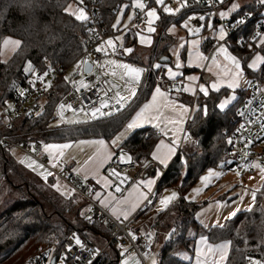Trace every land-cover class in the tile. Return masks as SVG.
Here are the masks:
<instances>
[{
	"label": "trees",
	"instance_id": "1",
	"mask_svg": "<svg viewBox=\"0 0 264 264\" xmlns=\"http://www.w3.org/2000/svg\"><path fill=\"white\" fill-rule=\"evenodd\" d=\"M71 1L43 0L44 10L38 12L31 21L17 17L15 12L12 13V19L0 17V51L5 38L12 37L20 42V47L7 60L2 61L0 58L2 112H5L8 105L18 102L19 92L23 90L29 78V74L25 73L26 64H31L36 70L47 68V64L66 67L84 50L88 36L85 22L77 21L64 10ZM123 2L124 0H103L100 4L106 35L115 32L112 26ZM9 3L10 0H4L0 6L8 7ZM229 3L231 0H223L220 7ZM258 6L256 1L246 3L234 12L232 17H238L248 11L255 12ZM201 9L197 4L187 5L176 16H169L158 9L161 19L155 24L156 31L152 34L147 57L144 58L138 49L127 57L130 61L150 69L142 75L135 95L123 111L99 121L69 125L54 123V107L67 90L64 79H61L46 93L40 115L22 118L10 127L2 126L0 134L11 141L27 139L42 143L75 142L91 138L111 139L149 99L157 76L163 73L162 67L156 69L154 65H165L166 63H161L159 59L162 56H170L169 48L175 41L169 31L171 26L179 25L189 15ZM128 10L129 6L125 9V14ZM257 19L258 17L254 16L247 27L231 35L227 39V45L240 59L246 76L264 83V65H259L255 71L248 68V61L256 52L264 53V46L256 45L258 38L253 39L256 33H260L256 28ZM209 24L212 27H208ZM216 24V19L207 20L201 33L214 28ZM127 37L131 43L137 41L135 32L131 30ZM240 37L244 38L243 45L237 43ZM212 39L207 36L202 46H209ZM184 57L185 47L182 49V58ZM227 93V88H221L207 95L196 96L195 108L186 123V130L195 141L196 150L187 154L178 151L162 176H157L154 196L167 187H176L177 196L165 209L157 213L153 223L149 225L153 230L154 244L161 240L155 264H190V260L178 257L176 252L182 248L190 255L193 254L194 237L190 235L191 229L203 233L211 243L229 242L224 264H249L248 258H264V241L254 235V225L264 217V186L257 192L251 209L239 211L222 225L208 228L200 227L195 218L200 205L185 197L203 170L218 166L229 155L228 141L235 127L233 120L238 106L247 95V90H238L237 99L226 109L220 110L217 104ZM159 137L150 127L138 128L127 136L120 147L131 159L145 164L150 161ZM146 173L155 175L153 166H148ZM71 176L72 173H69L65 177L68 180ZM2 180L6 181L8 186L16 188L18 196L0 214V264H22L49 245L54 246L53 255L57 258L65 250L64 239L74 233L86 236L96 246L98 244L90 236L98 238V248L102 249L109 236L108 230L104 225L101 226L99 221L89 223L81 214L83 206L77 199L79 193L70 197L62 196L51 186V177L46 181L31 180L30 171L11 157L0 141V182ZM120 256L121 251L117 245L109 244L101 250L92 264H119Z\"/></svg>",
	"mask_w": 264,
	"mask_h": 264
},
{
	"label": "built area",
	"instance_id": "2",
	"mask_svg": "<svg viewBox=\"0 0 264 264\" xmlns=\"http://www.w3.org/2000/svg\"><path fill=\"white\" fill-rule=\"evenodd\" d=\"M77 3V0H74ZM103 0H83V4L80 5L87 10L89 20L85 22V30L87 33V39L85 42L84 50L80 55L72 61L68 66L63 67L61 65L50 66L47 64V68L43 70H36L38 74H43L48 71V75L45 77L44 82L37 81L35 84H30L31 80L28 78L24 90V95L21 96L12 107L2 114L0 120V128L2 126L10 127L16 121L33 117L40 113L44 103V97L46 93L61 79H64L65 73L70 70L71 67H75L74 73L69 76V79H64L66 83V92L58 100L54 107V121L60 125H69L73 123H67L71 117H83L82 122L85 121H99L109 118L121 111H123L129 104L133 96L129 95L126 90L127 87L134 88L135 92L139 87L138 84L125 85V81L121 80L120 77L112 75V73L100 68L101 61L105 58H116L124 62L131 68L142 69V75L150 68L147 66H138L136 63L131 62L127 59L128 53L124 52L123 48L118 47L117 52L112 53L109 49L108 55L103 53H97L95 49L102 42L106 41L110 35L104 33L103 19L100 12V4ZM149 7H156L153 0H147ZM78 4V3H77ZM197 4L202 7L198 12H194L190 16H201L205 17L204 20H192L191 27L196 28L201 26L199 34L204 30L207 24V20L216 19L217 23L226 32L227 39L233 35L237 30H242L249 22L257 16L256 28L260 33L264 31V14H262L261 7H257L256 11H248L238 17H232L233 13L229 14L226 18L219 16L220 12H223L220 7V2H214V0H188L187 5ZM79 5V4H78ZM169 6L175 7L174 3ZM137 14L136 18L133 19L127 28L134 27L136 30H141L146 27L144 19L141 18L139 10L134 13ZM187 17V18H188ZM243 19V24H238L239 20ZM197 34V35H199ZM223 41H220L217 37L213 38L209 44L211 51ZM239 45L244 44V38L240 37L237 40ZM87 60L90 64L91 71L85 72L77 69V65L81 61ZM83 76L79 78V73ZM140 77V79H141ZM83 80L89 87H80L79 82ZM165 79L163 77H157L156 83H163ZM140 82V81H139ZM47 85V87L45 86ZM260 80L252 79V86L247 92V95L240 103L236 110V117L234 118L235 127L230 134L229 143V155L223 161V168L231 170H242L247 168L249 171L253 170L252 164L256 163L260 166H264V90ZM79 88V90H77ZM119 91L122 96L128 97L122 105H118L114 99H111L115 93ZM101 102L108 104V107L101 109V112L107 113L106 115L98 114L92 117L91 112L94 108L100 107ZM72 105L68 108L67 105ZM65 105V108L61 110L60 106ZM61 115L63 119H61ZM243 125V129H241ZM184 138H190L191 135L188 130L184 131ZM0 141L5 146V150L10 152L13 148H18L23 151H28L29 146H33L35 149L40 148V142L37 140H17L11 141L0 134ZM122 155V151H117L113 158L104 166L103 173L111 180V188L116 194L124 193L132 184L137 183L141 175L146 172L148 166H155L158 170V177H161L165 172L166 168L160 167L153 161H148L145 164H140L133 159L128 162H119L118 158ZM116 169L120 173V179L110 176L109 173ZM65 174V173H64ZM67 175V174H66ZM70 185L77 193L85 196L91 203V211H89V217L87 219L89 223H95L103 221L106 229L108 230L109 236L105 240L102 249L109 244H116L122 251L123 256H129L136 254L138 258L143 261L144 255L151 252L154 246L153 236L143 231L140 227H137L132 222V218L128 219H117L114 218L98 201L93 197L95 192V183L93 181H82L78 176L72 175L68 179ZM117 187L119 191H117ZM153 199V192L147 197L140 210L148 205ZM138 214V213H137ZM231 211L228 213V217H231ZM73 235L67 236L63 241L65 248L64 252L61 253L57 258L53 255L54 246L49 245L43 247L39 252L32 257L26 259L22 264H60V260H64V264H88L91 259L92 263L99 256L102 249L98 248L94 242L89 240L86 236L76 234L85 248L82 250L80 247L75 246L74 241L71 239ZM69 245H72L71 251H66ZM89 250L95 251V256L90 255ZM80 257V259H77ZM54 258V261L52 259ZM247 262H255L252 258H248Z\"/></svg>",
	"mask_w": 264,
	"mask_h": 264
},
{
	"label": "crops",
	"instance_id": "3",
	"mask_svg": "<svg viewBox=\"0 0 264 264\" xmlns=\"http://www.w3.org/2000/svg\"><path fill=\"white\" fill-rule=\"evenodd\" d=\"M233 3H234V1L227 4L226 6H223L222 7L223 11H227L228 9H230ZM240 7H241V5H239V8ZM221 28L222 27L220 26L218 28V30ZM130 30L135 32L136 39H138L137 37L139 35L148 38L153 34V33H148L146 30V27L141 29V30H136L134 27L127 28V32L123 36V42L121 44L119 42H117L116 43L117 47H120V45H122V47H120V48H123V49L131 48L132 51H134V50L138 49L140 46H142L138 43V41H136L135 43H131L130 39L127 37V34ZM137 33H139V35ZM260 34L262 36H264V31L261 32ZM152 38L153 37L151 36L150 37L151 42H152ZM198 40L200 41V44L196 47V51L199 52L200 54L208 57V59L203 60V61H197L195 54H193L191 56L189 55V52L193 51L191 42H190V44H185V57L181 61V67L179 69H177L175 67V65L170 64L171 62H168L162 66L163 73L160 74V76L163 77L165 79V81L163 83H155L149 99L143 105H141V107L132 115V117L129 119V121L111 139L104 140L101 138H91V139H81V141L103 140L105 145L107 146V151L112 154V158H113L114 154L119 150L122 151V155L126 154L127 157H129L128 154L120 147L122 142L127 138V136L132 131H134L138 128L150 127L155 132H157L160 136L159 140L157 141L156 145L154 146V149L152 150L150 161L155 162L160 167L167 168V166L171 163L172 159L174 158V156L177 154L178 151H180L182 153H186V151L184 150V148L187 147L186 142H187V140H190L192 138L191 137L190 138H184L183 134H184V131H186V123H187L188 119L190 118V116H191V114L195 108L194 100H195L196 96L199 94L205 95L204 93L199 91L200 86H204L207 89V94L211 91H218L221 88H227L228 93L225 94L219 100V102L217 104V106L220 110H224L237 99L238 90H247V92L250 90V85L247 84L246 82H244V79L246 78L247 81L252 82V79L247 77L246 74L244 73L242 65H241L240 71L243 72V79L240 81V86L236 87V88H230L228 86L230 81L228 79H221V77L226 74V70H231V62L225 59L224 54L217 55V47L215 48V50L211 51L209 49L208 45L205 44L206 48H204V45L202 46V44L204 42V41H202V39H198ZM147 44H149V46L151 45V43H147ZM220 44H224L227 47L229 55L236 56L229 49L226 41H223ZM256 45H260L259 39L257 40ZM2 49H3V45L1 47V51H2ZM1 51H0V53H1ZM9 51H10V53L7 56V58H2L1 54H0V58L2 61L7 60L11 56V54L14 52L12 49V46L10 47ZM129 54L130 53H128V55ZM128 55H127V57H128ZM257 55L264 57V53L256 52L250 58V60L248 61V64L252 63ZM214 56L216 57L215 63H213V61H212V57H214ZM114 59H116V58H114ZM116 60L119 63L124 64V62H122L121 60H119V59H116ZM134 63H136V62H134ZM136 64L138 66H144L145 67V65H142L139 63H136ZM168 67H171L173 69V71H177L180 73V75L177 76V78L175 80L168 78V76L166 74V70ZM257 68L250 69V70L255 71ZM191 70H195V71L186 75L187 74L186 72L191 71ZM118 77H120V75ZM189 77H191L193 79L189 80ZM213 84L217 85V89L212 88ZM156 87H161V91L164 92L165 96L169 97V99L164 101L158 97L159 112L156 113L155 111H149L147 116L139 122L137 127L133 128V129H128V127H127L128 124L132 123V121L134 119H136L137 113H139L141 111V109L144 108V105L152 103V96H153V93H154ZM184 88H187L188 90L184 91L183 90ZM232 96H235V99L232 100L231 103L226 105V107L224 109H221L220 104L223 101L230 99ZM174 105L182 106L184 109H187V111L181 113L180 107H174ZM8 109L9 108L5 109V112H2L0 110V117L2 114L6 113V111ZM121 133H125L123 139H121L119 141L118 146L113 145L112 141L115 140L116 137L120 136ZM64 143L74 145V143H76V141L75 142H61V143H43V145L40 144L39 149H35L31 145V147L35 151L39 150V153L41 154L40 157L35 155V153H31L30 151H23V150L18 149V148L11 149V151L9 153H10L12 158H14L17 162H19L28 171L32 172L35 176H37L40 181H46L49 177H51L52 178V185L51 186L53 187L54 190H56L58 193H60L64 197H70L74 193H77L76 191H74V189L70 185V182L66 179V177H65L66 174L72 173V175H76V176L80 175L84 179H88V181H93L95 183V187H96L95 192L93 194V197L98 201V203L101 206H103V205L96 198L95 193H100V197L102 199L103 198L108 199L110 201L111 207H109V208H105L104 206L103 207L114 218L124 219L123 216L119 215V209L123 206L119 205L117 203L118 201L127 199L133 203H136V207L134 208V210H132L128 214L127 219L132 218V222L134 223V225L140 227L143 231L148 232L152 235L153 230L151 229V227H149V223L151 221H154V219L156 218V215L158 213V211H155L153 209L152 205L155 204L158 196L164 195L167 192L169 193V194L167 193L168 196H170L173 192H175L177 194L176 187L164 188L161 191V193L158 192L154 196V189H155V186H156L157 181H158V177H157L158 170L155 168V166H153L155 175H152L151 173L145 172L144 174L141 175L140 180L137 183L132 184L124 193L116 194L111 188V180L103 173L104 166L111 159H109L106 163L100 165V163H99L100 155L98 154L97 146L92 145V144H85V146L88 147L89 153L87 154L85 160H83L80 165H77L75 167L76 164H75V158H74L71 160L72 161L71 163H65L63 166V169L61 171H56L53 169V167H54L53 165L54 164L56 165L68 153V151L72 147L70 149L64 150L63 157L53 159V157H50L48 152L45 151V145H47V144H64ZM168 148L173 149V151H172L171 155L167 156L166 163L161 164L159 160L153 159V157H152L153 153H156L159 151V154L165 155L167 153ZM50 151L53 153V156L57 152V150H55V149L50 150ZM125 159H128V158H125ZM21 161H24V162L21 163ZM32 161H35L36 164L39 165L40 167H37L35 170H33L32 167L28 166ZM48 172H50L51 175L48 176L47 179H44V176L42 173H48ZM105 179L107 180L108 184L110 185L107 188H105L102 183H98V181H103ZM148 181L153 182L151 184V191H149L148 188L144 186ZM57 187H59V190H57ZM67 192H70L71 194L70 195L65 194ZM152 192H153L152 201L140 211L141 206L143 205V203L145 202L147 197ZM141 194L146 199H142ZM166 197H167V195H166ZM112 209L117 210L115 214H114ZM139 211L141 212V214ZM230 211L232 214L235 213V211L233 209L229 208L225 212L226 218H231L234 216V215H232L231 217H228V213ZM143 214H147L149 219H147V221H141L140 222V219H141ZM225 217L223 215L222 219ZM226 218H225V220H227ZM225 220H220L219 223H214V222L211 223L210 222L208 224H204L203 222H200L199 220H197V222L200 225V227L208 228L210 226L222 225ZM190 235L194 237L193 254L190 255L187 251H185L184 255H182V259L190 260V264H198V260L204 259L203 256L198 255V251L204 250V246H202L200 243L202 238L204 240H206L208 242V244L213 245V246L219 245V244H225V243H227L229 245L228 241H220L217 243H211L203 233L197 232L195 229H191ZM153 248H154V246H153ZM120 251H121V249H120ZM228 251H229V247L222 254V257H220L219 254H217L212 258L215 259L216 261H218V264H224V262L227 258V255H228ZM151 252L145 254L143 261H141L136 254H132L129 256H123L122 251H121L119 264H125V261H127L128 264H153V260H155V263H156V256L151 257L150 256Z\"/></svg>",
	"mask_w": 264,
	"mask_h": 264
},
{
	"label": "snow or ice",
	"instance_id": "4",
	"mask_svg": "<svg viewBox=\"0 0 264 264\" xmlns=\"http://www.w3.org/2000/svg\"><path fill=\"white\" fill-rule=\"evenodd\" d=\"M153 2L156 5V7H149L147 0H132L131 5H130L132 8L138 9L139 13L142 14L141 18L144 19V21H145L146 30L148 33H153L156 31L155 24L157 21H159L161 19V16L158 14V9L160 11H162V13L167 14L169 16H176L177 14H180L182 9H185L187 7V4H188V0H153ZM214 2H223V0H214ZM259 2L261 5H264V0H259ZM77 3L79 5H82L83 0H77ZM171 3H174L177 6H175V7L169 6ZM126 7H128V5H125L119 9V15H118L117 21L112 26L113 29L116 31L120 30V27H119L121 25L120 16H122L124 14ZM238 8H239V4L233 3L230 9H228L227 11L220 12L219 16L222 19L226 18L229 14L236 12L238 10ZM64 10L68 14L74 16L77 21L87 22L89 20V16L86 14L85 9L83 7H77V8H75V10H73V5L69 4L68 7L65 8ZM136 15L137 14L129 15L128 20L132 21L133 19L136 18ZM197 19L198 20H204L205 17L203 15L198 16V17L190 16L182 24V27L185 29H188L189 32L194 36L199 34V32L201 30V26H197L196 28H192L190 22L192 20H197ZM237 23L243 24L244 20L241 19ZM207 26L212 27L211 24H209ZM124 28H125V30L127 29V24L124 25ZM169 31L171 32V31H173V29L170 28ZM137 34L139 35V33H137ZM257 38L259 39L260 45L264 46V36H262L260 33H256L255 36L253 37V39H257ZM115 39L119 40L120 37H116ZM218 39L220 41L226 40V32L223 28L218 30ZM141 43H151V40H150V38H145V37L141 36ZM3 44L5 47L11 45L13 51H15L16 49H18L20 47V42L17 40H14V39H5L3 41ZM191 44H192L193 51L189 52L190 56L195 54L197 61H203V60L208 59V57H206V56H204V55H202L196 51V47L200 44L199 40H194L191 42ZM120 47H122V45H120ZM179 47L184 48L185 44L181 43L179 45ZM109 49L111 50L112 53H115L118 50L117 44L114 42L113 38H108L106 41H102L97 46L95 51L97 53H103L104 55H108ZM124 52L131 53L132 49L131 48L124 49ZM0 54H2V53H0ZM219 54H224L225 59L231 62V70H226V74L224 76H222L221 79H228L230 81V83L228 85L230 88L239 87L240 81L243 79V72L240 71V68H241L240 60L234 55H229L228 49L224 44H220L217 46V55H219ZM177 60H178V62L176 63L175 67L177 69H179L181 67V64L179 63V53H177ZM215 60H216V57L215 56L212 57L213 63H215ZM87 64H88V61L83 60L76 67H77V69H80L81 71H83V66L87 65ZM107 64L108 65H115L116 68L124 70L123 72L120 73V79L125 81V85H134V84L139 83L141 73L143 72L142 69L131 68L126 64L117 65L116 62L112 61V60L107 61ZM259 65H264V57L257 55L255 57V59L253 60V62L248 64V68L249 69H255ZM98 66L100 68L105 67L104 64H100ZM154 67L156 69H160L162 67V65L158 63V64L154 65ZM88 70L91 71V69H88ZM25 73H26V75L31 74L34 77L32 80L29 81L30 84H35L37 81L44 82L45 77L48 75V71H45L43 74H38L31 64H28L25 66ZM166 74H167L168 78L172 79V80H175L177 78V76L180 75L179 72L173 71V69L171 67L167 68ZM112 75H116V72L113 71ZM65 79L68 80L69 78L66 77ZM192 79L193 78L189 77V80H192ZM246 83L249 84L250 86H252L251 81H246ZM79 85H80V87H85V88L89 87V85L85 84L83 80H81L79 82ZM45 86L47 87V85H45ZM212 88L217 89V85L213 84ZM77 90H79V88H77ZM126 90L129 92V95H131V96L135 95L134 88L127 87ZM183 90L187 91L188 89L184 88ZM199 91L204 93L205 95H207V89L204 86H200ZM24 94H25L24 90H20L19 95L23 96ZM158 97L164 101L169 99V97L165 96L164 92L161 91V87H156L155 91L153 93V96H152V103L144 105V108L141 109V111L139 113H137L136 119H134L132 121V123L128 124V126H127L128 129H133V128L137 127L139 122L147 116L149 111H155L156 113L159 112ZM111 99H114L118 105H122L124 103V101H126L128 99V97L122 96L120 94V92L117 91L115 93V95L111 97ZM234 99H235V96H232L230 99L223 101L220 104V108L224 109L226 107V105L231 103V101ZM7 107L10 109L12 106L8 105ZM67 107L71 108L72 105L69 104V105H67ZM106 107H108V104L105 102H101L100 107L94 108V110H92V112H91L92 117H95L98 114L106 115L107 113L101 112V109L106 108ZM174 107H180L181 113L187 111V109H184L182 106L174 105ZM60 108H61V110H63L65 108V105H61ZM37 115H40V113H37ZM61 119H63L62 115H61ZM66 122L67 123H77L79 121L69 120ZM243 127L244 126L241 125V129H243ZM124 135H125V133H121L120 136L116 137L115 140L112 141V144L118 146L119 141L121 139H123ZM228 142L232 143L231 140H229ZM79 143L81 145L92 144V145L97 146V151H98V154L100 155V160H99L100 165L106 163L109 159H112V154L107 151V146L105 145L103 140L80 141ZM71 147H73V145L68 144V143L47 144V145H45V151L48 152L50 157H53V159H57V158L63 157L64 150L70 149ZM53 149L57 150V152L55 153L54 156H53V153L50 151ZM172 151H173V149L168 148L167 153L165 155L159 154V151H158L156 153H153L152 157L154 160H159L161 164H164V163H166L167 156L171 155ZM118 161L119 162H125V156L120 155L118 158ZM130 161H131V157H128V162H130ZM23 162L24 161H21V163H23ZM28 166L32 167L33 170H35L37 167H40L39 165L36 164L35 161H32ZM53 166H56V165L54 164ZM253 166L260 170L261 175H264V168H260L259 165H253ZM42 174L44 176V179H47L48 176L51 175L50 172L42 173ZM109 175L116 177L117 179H120V173L116 169H113V171L111 173H109ZM219 175H220L219 172H213L210 170L206 176L201 177V182H202V184H204L206 186L207 183L210 182L213 177H218ZM98 183H102L105 188L110 186L106 179L103 181H98ZM152 183H153L152 181H148L144 186L147 187L149 191H151V184ZM57 190H59V187H57ZM116 190L119 191V188L117 187ZM193 191L199 192V189H194ZM65 194L70 195L71 193L67 192ZM95 196L105 208L111 207L110 201L106 198L102 199L100 197V193H95ZM176 196H177V194L175 192H173L170 196H167L160 201L161 205L167 207V205L170 202H172L173 200L176 199ZM141 198L146 199L145 197H143L142 194H141ZM255 198H256V192L253 191L252 199L255 200ZM117 203L119 205L123 206L119 209V215L123 216L124 219H127L128 214L132 210H134V208L136 207V203H133L127 199L118 201ZM112 210H113L114 214L117 211L116 209H112ZM88 211H91V208H89ZM232 215H235V213H233ZM86 218L91 220V217H86ZM71 239L74 241L75 246L80 247L82 250L85 248V245L82 243L81 239L78 236H76L75 233L73 234ZM200 243L202 246H204V250L198 251V255L203 256L204 259L198 260V264H218V261H216L212 257H214L217 254H219V256L222 257V254L229 247V245L227 243L219 244V245H215V246L210 245L203 238L201 239ZM71 250H72V245H69L68 248L66 249V251H71ZM89 252H90V255H92V256H95V254H96L94 250H89ZM77 259H80V257H77ZM60 264H64L63 259L60 260ZM88 264H92L91 259L88 261ZM125 264H128V262L125 261ZM153 264H155V260H153ZM250 264H253V262H250ZM254 264H259V261L254 262Z\"/></svg>",
	"mask_w": 264,
	"mask_h": 264
},
{
	"label": "rangeland",
	"instance_id": "5",
	"mask_svg": "<svg viewBox=\"0 0 264 264\" xmlns=\"http://www.w3.org/2000/svg\"><path fill=\"white\" fill-rule=\"evenodd\" d=\"M232 1H234V3H237L241 6L246 4V3L256 1L258 3V5L261 6L262 14H264V5H261L259 0H231V2ZM131 2H132V0L130 2L128 0H124V2L120 6V8H121L125 5H128L129 10L127 11L126 14L124 11V14L122 16H120V20H121V25L119 26L120 30L119 31L115 30L114 34L108 37V38H113L115 43L119 42L121 44L123 42V36L127 32V29L125 30L124 25L125 24L128 25L131 22L128 20V16L134 14L137 11V9L132 8L130 6ZM69 4L73 5V10H75V8H77V7H82V6L78 5L74 0H72ZM68 5H67V7H68ZM85 12L87 14L86 9H85ZM118 15H119V11L117 13L114 24L117 21ZM186 19H184L179 25L171 26V28L173 29V31H171V34L173 35L175 41H174L173 45L169 48L170 56H168V57L170 58L169 62H171L170 64H172V65H176V63L178 62L177 53H179V63L180 64H181V61L183 60V58H182V49L183 48L179 47V45L181 43L190 44V42H192L194 40H198V39H202V41H204L207 36L213 37V38H215V37L218 38V31L217 30L220 27L219 23H217L214 28L208 29L206 32L194 36L189 32L188 29H185L182 27V24L184 23V21ZM116 37H120V39L116 40L115 39ZM150 37H148V38H150ZM137 38H138L137 39L138 43L140 45H142L138 49H139L140 53H142L144 58H146L148 55V52H149V44L141 43V35H139ZM145 38H147V37H145ZM5 39H14V38L8 37ZM14 40H17V39H14ZM2 45H3V49L1 51V53H2L1 57L7 58V56L10 53L9 49L11 46L9 45V46L5 47L4 44H2ZM109 60L115 61L117 65L122 64V63H119L116 59L111 58V57L103 59L100 63V64L105 65V67L103 69H105L106 71H108L110 73H113V71H115L116 72L115 76L118 77L120 75V73L123 72L124 70L116 68L115 65H108L107 61H109ZM28 64H26V65H28ZM74 70H75V67H71L70 70L68 71V73L67 72L65 73L64 79L66 77L69 78V76L71 77V75L74 73ZM194 71L195 70L187 71L186 75H188ZM82 76H83V74L80 72L79 78H81ZM157 77H161V76L158 75ZM29 78L32 80L34 77L31 74H29ZM246 81H247V79L245 78L244 82H246ZM263 90H264V85H263ZM82 118H83L82 116L81 117H71L70 120L82 122V120H83ZM53 122L55 123V121H53ZM229 140H230V137H229ZM80 141L81 140H77L76 143H74L73 147L68 151V153L56 164V166L53 167L54 170L61 171L63 169L64 164L65 163H71L72 162L71 160L74 158H75V164H76L75 167L77 165H80L82 163V161L85 160L87 154L89 153L88 147L85 146V144L81 145L79 143ZM39 142L41 145H43V143L41 141H39ZM186 144H187V147L184 148V150L186 151V154L192 153L196 150V143L193 140V138L190 140H187ZM28 151H30L31 153H35V155H37L38 157H40V155H41L39 153V150L35 151L31 146L28 147ZM124 156H125V158H128L126 154H124ZM253 165H258V164H256V163L252 164V167H253L252 171H249L246 167L243 168L242 170L238 171V170H231V169L223 168V161H221L218 164V166L209 167V168H206L205 170H203L185 194V197L187 200L195 202V203L200 205V207L198 208V210L196 212L195 218L197 220H199L200 222H203L204 224H208L210 222L211 223L212 222L219 223L220 220H225V218H226L225 212L229 208L233 209L235 211V214H237L239 211L251 209L254 202H255V200L252 199L253 191H255L257 194V192L260 191L261 188L264 186V175H261L260 170L256 167H254ZM260 168H264V166H260ZM210 170L213 172H219L220 175L218 177H213L211 179V181L208 182L207 185L205 186L201 182V177L206 176ZM30 175H31V180H35L36 182H39V178L37 176H35L32 172H30ZM78 176L80 177V179L82 181L88 180V179H84L80 175H78ZM194 189H199V192H194L193 191ZM161 191H160V193H161ZM167 193H165L164 195L158 196L157 201L155 202V204L152 205V207L155 211L159 212L160 210H163V208L164 209L166 208L165 206L161 205L160 201L162 199H164L166 197V195L168 196L169 193L168 194ZM17 196H18V190L16 188L8 186L7 182L4 180H2L0 182V214H1L2 210L10 202H12ZM77 199H78V202H81L82 206H83L81 209V214L84 217H89L88 209L91 208V203L89 202V200L85 196H83L81 194H78ZM140 214H141V212H140ZM223 215L225 218L222 219ZM147 219H149L148 215L143 214L141 219H140V222L141 221H147ZM226 219H229V218H226ZM152 222L153 221H151L149 223V225H151ZM99 223L101 226L104 225V227H105V224L103 221H99ZM90 238L92 240H94L96 242V244L99 245L100 240L98 238H95L94 236H90ZM160 243H161V240H159L158 242H155L154 248L150 254L151 257L156 256ZM98 245H97V247H99ZM184 253H185V250L182 248L178 249L176 252L177 256L180 258H182V255H184ZM256 261H259V264H264V258L263 259H257V260H255V262Z\"/></svg>",
	"mask_w": 264,
	"mask_h": 264
},
{
	"label": "clouds",
	"instance_id": "6",
	"mask_svg": "<svg viewBox=\"0 0 264 264\" xmlns=\"http://www.w3.org/2000/svg\"><path fill=\"white\" fill-rule=\"evenodd\" d=\"M4 0H0L3 5ZM43 0H10L8 7L0 6V17L12 19V13L17 17L24 18L27 21L40 11H43ZM254 235L257 239L264 241V217L254 225Z\"/></svg>",
	"mask_w": 264,
	"mask_h": 264
},
{
	"label": "water",
	"instance_id": "7",
	"mask_svg": "<svg viewBox=\"0 0 264 264\" xmlns=\"http://www.w3.org/2000/svg\"><path fill=\"white\" fill-rule=\"evenodd\" d=\"M159 61H160L161 63H168V62L170 61V58L167 57V56H162V57L159 59ZM88 69H90V64H89V63H88L87 65H85L84 71H85V72H89ZM52 261H54V258L52 259Z\"/></svg>",
	"mask_w": 264,
	"mask_h": 264
}]
</instances>
